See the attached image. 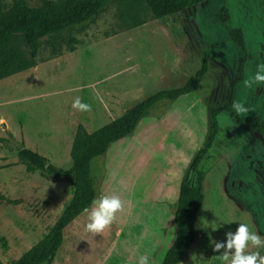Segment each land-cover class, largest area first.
I'll return each mask as SVG.
<instances>
[{
  "label": "rangeland",
  "instance_id": "374dc122",
  "mask_svg": "<svg viewBox=\"0 0 264 264\" xmlns=\"http://www.w3.org/2000/svg\"><path fill=\"white\" fill-rule=\"evenodd\" d=\"M13 1L0 0V10L7 11ZM25 1L30 8L39 6L38 0ZM103 2L93 20L43 40L38 47V63L34 68L0 81V135L11 133L17 137L18 124L27 118H35L32 111L40 114L38 110L49 106L61 89L54 81L63 76L79 77L81 74L84 85L89 84L88 74L92 68L106 64L107 48L113 43L121 45V59L125 57V64L132 66L144 64L141 50L146 44L164 72L162 88L166 90L182 87L200 69L202 53H208L207 72L197 88L207 97V112L194 119L195 128L190 129L195 134L194 143L188 141L191 148L200 147L204 139L199 134L208 131L210 111L229 103L232 83L238 79L241 66L242 77L233 90L232 103L243 101L250 112L246 117H237L233 110L231 113L222 112L229 113L235 124V127L225 130L218 121L221 113L216 118L218 133L199 167L204 174V201L198 214L196 242L179 263L227 264L222 261L220 253L213 250L215 243L225 242L227 232L234 233L238 224L245 223L250 231L264 236V140L239 122L240 119L248 126L256 122L264 124V86L248 90L242 87L257 64L264 63V0H207L158 20L152 19L145 0ZM221 8L227 11L230 29L240 31L241 45L229 40V31L219 22L217 15ZM68 39L76 42L74 52H68ZM52 43L60 52L55 58H52ZM71 57L79 62L73 70L67 69L68 63L58 64L60 59ZM36 98L38 106H34ZM159 110L158 106L146 120L158 114ZM25 129L31 132V124L26 122ZM175 136L176 133L163 137V147L174 144ZM120 145L123 146L121 151L117 146L108 152L106 181L113 180L111 195L106 188L104 191L106 196L116 195L122 202V210L114 220L125 231L119 240L128 245H117V250L110 254L114 262L104 264H119L121 260L122 264L128 260L134 262L148 250L155 253L151 264H161L175 239L172 216L170 227L164 236L161 235L162 225L167 224L162 217L167 213L168 204L153 198L161 189L160 183H164L165 177L160 173H166L163 157L168 155L155 153L134 164L130 161L133 151L129 143L125 141ZM183 153L188 163L193 153L191 150ZM4 162L5 159H0V194L7 200L19 201V204H0V264H15L41 238L39 234L33 240L27 239L33 226L42 230L45 219L42 216L48 206L47 202L29 198L28 189L32 187L33 191L32 185H50L53 181L43 179L40 171L27 174L24 163L1 169ZM119 177L124 179L123 183L119 184ZM178 190L179 187L171 201L172 207L177 202ZM66 202L67 198L59 210ZM51 211L58 213L57 208ZM246 251H260L264 255V248L249 246Z\"/></svg>",
  "mask_w": 264,
  "mask_h": 264
},
{
  "label": "crops",
  "instance_id": "0c3cea01",
  "mask_svg": "<svg viewBox=\"0 0 264 264\" xmlns=\"http://www.w3.org/2000/svg\"><path fill=\"white\" fill-rule=\"evenodd\" d=\"M117 44L113 43L112 46L107 48L108 58L106 64H102L95 69L92 68L90 74H88L89 84L84 85L81 74H79V77H75V75L71 77L63 76L62 79L54 81L55 85H59L61 88L57 93L58 97L56 95V99L52 100L49 106H44L38 110L40 114L35 110L32 111L36 116L35 118H27L20 125L18 124L17 137L11 133L0 135V139L4 140L0 143V159H5V162L2 163L3 166L23 164L24 161L18 157L17 152L25 149L47 159L54 167L68 171L72 166L70 151L78 125H82L91 134L119 119L123 115L126 106L140 103L163 89L164 72L146 44L143 45L141 50L145 62L136 66L125 64L126 58L121 59L119 52L121 45L118 46ZM65 63H68L67 69L72 70L79 64L77 59H72V57L68 60L66 58L60 59L58 64ZM76 98H80L83 103L89 104L91 110L82 112L74 109L72 104ZM37 101L36 98L34 106H38ZM206 101L205 94H200L196 89L193 93L179 97L167 107H163L162 104L156 105L151 112L153 113L159 106L160 112L158 114L148 120L146 118L142 119L131 135L112 144L102 158L92 160L90 162V177L96 189V198L107 195L104 191L105 188L108 194L111 195L113 180L110 178L106 181L108 171L106 160L108 152L112 148L116 149L118 146L117 150L121 151L123 146L120 144L125 141L128 142V146H131L133 151V157L130 161L134 164L142 162L146 156L165 153L168 155L166 158L163 157L167 166L166 173H160L161 177H165L164 183H160L161 189L159 188L153 196L158 202L166 201L168 204L167 213L164 216L162 215V218L167 221V224L164 223L166 225H162L163 228L161 229V235L164 236L168 230L167 228L170 227L171 216L174 217L176 209L177 202L173 207L171 202L175 190L180 187L194 155L201 148V146L191 148L188 141L194 143L195 134L191 133L190 129L194 130L196 124L194 119L197 116L206 115ZM149 116L151 115L149 114ZM26 122L31 124V132L25 129ZM175 133V145L171 143L169 147H163V137ZM206 134L205 131L200 132L199 136L205 141ZM148 138L149 140H147ZM28 140L30 144H28ZM150 142L152 144H149ZM188 150L192 151L193 156L187 163L183 151ZM112 174L115 175L116 173L112 172ZM117 180L119 184L124 181L122 177ZM32 186L33 191H31L32 187L28 189V197H31L33 201L47 202L48 206L42 216V218H45L42 230L33 226L32 231L28 233L27 239L29 241L33 240L35 236L41 235V238L35 241L28 250L48 233L68 206L74 193V184L71 181H53L50 185L39 183L37 186ZM157 186L159 187V185ZM65 198H67V202L59 210ZM91 207L88 209L90 210ZM53 208L58 209L57 214L51 211ZM87 217L88 212L84 211L65 228L62 244L52 264H104L109 261L114 262L110 256L111 252L117 250V245H128V243L119 240L123 238L125 231L116 224L115 220L108 228L96 234L86 230V224L89 222ZM162 218L160 219L161 222ZM141 255L149 257L152 263L155 253L148 250L141 253ZM130 261H126L125 264H138V259L134 262ZM122 263L121 260L119 264Z\"/></svg>",
  "mask_w": 264,
  "mask_h": 264
},
{
  "label": "trees",
  "instance_id": "16d2710c",
  "mask_svg": "<svg viewBox=\"0 0 264 264\" xmlns=\"http://www.w3.org/2000/svg\"><path fill=\"white\" fill-rule=\"evenodd\" d=\"M207 0H145L153 20L175 15L185 9L201 4ZM39 6L30 8L25 0H14L7 11L0 10V81L17 73L34 68L37 61V51L40 43L59 36L68 28L93 20L99 13L103 0H38ZM218 20L230 34L229 40L241 45V33L231 30L225 8H221ZM68 52L75 51L76 42L68 39ZM52 58L59 56L55 45L51 44ZM200 69L179 88L166 90L148 97L144 101L131 104L124 108L123 115L89 134L82 125H78L72 143L70 157L71 168L66 171L54 167L50 162L28 150L21 149L18 157L24 161L27 174L40 171V176L46 181L73 182L74 193L66 209L48 233L24 253L15 264H52L61 244L63 232L73 220L85 209L92 206L97 193L90 177V162L102 158L107 149L115 142L131 135L138 123L149 116L151 110L158 104L167 107L181 96L193 93L198 88L201 79L207 72L208 53H202ZM242 69H238V79L231 87L229 103L220 109L211 110L208 121V131L201 148L194 155L187 174L179 187L173 224L176 238L167 250L161 264H179L194 246L198 232V214L202 208L204 174L199 169L218 133L217 116L222 112H232L233 90L241 80ZM239 122L250 133L264 140V124L256 122L248 126L240 119ZM4 140L0 139V143ZM10 166L1 167V169ZM193 177V181H190ZM18 205L19 201L7 200L0 194V204Z\"/></svg>",
  "mask_w": 264,
  "mask_h": 264
},
{
  "label": "clouds",
  "instance_id": "9594fccd",
  "mask_svg": "<svg viewBox=\"0 0 264 264\" xmlns=\"http://www.w3.org/2000/svg\"><path fill=\"white\" fill-rule=\"evenodd\" d=\"M261 86H264V63L257 64L256 70L250 73L242 84L246 90ZM72 107L82 112L91 110V106L83 103L80 98L73 101ZM231 108L237 117H246L250 112L245 102L240 100L233 101ZM218 121L224 130L235 127L229 113H221ZM121 210L122 202L116 195L100 196L94 199L91 209H85V212H88L89 221L86 224V230L96 234L101 233L113 223L116 214ZM238 225L234 233L231 231L226 233L225 242L215 243L213 250L220 253L222 261L227 264H264V255H261L260 251L252 253L246 251L249 246L257 249L264 248V236L250 231L245 223ZM138 264H151L150 258L141 255L138 257Z\"/></svg>",
  "mask_w": 264,
  "mask_h": 264
}]
</instances>
